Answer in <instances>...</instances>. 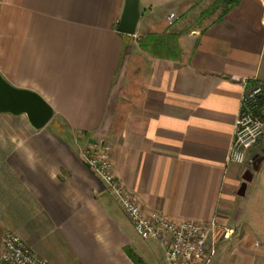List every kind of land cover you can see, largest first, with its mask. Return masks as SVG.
Masks as SVG:
<instances>
[{"label": "crops", "instance_id": "crops-1", "mask_svg": "<svg viewBox=\"0 0 264 264\" xmlns=\"http://www.w3.org/2000/svg\"><path fill=\"white\" fill-rule=\"evenodd\" d=\"M124 4L0 0V73L60 121L0 113V253L10 231L51 264L145 263L159 243H139L80 155L106 140L145 212L209 227V264H264V160L238 194L264 133L245 170L229 160L242 96L264 82V0H140L134 35L117 30Z\"/></svg>", "mask_w": 264, "mask_h": 264}, {"label": "built area", "instance_id": "built-area-1", "mask_svg": "<svg viewBox=\"0 0 264 264\" xmlns=\"http://www.w3.org/2000/svg\"><path fill=\"white\" fill-rule=\"evenodd\" d=\"M179 15L168 14L173 24ZM264 133V82L244 92L241 110L235 121L234 139L229 160L244 164L248 151ZM83 161L105 184L123 212L143 239L156 240L163 250L166 264H209L215 250H208L209 227L193 219L174 220L160 211L145 212L139 197L115 174L113 146L109 141L89 143L80 153ZM0 264H51L42 258L16 233L3 235Z\"/></svg>", "mask_w": 264, "mask_h": 264}, {"label": "water", "instance_id": "water-1", "mask_svg": "<svg viewBox=\"0 0 264 264\" xmlns=\"http://www.w3.org/2000/svg\"><path fill=\"white\" fill-rule=\"evenodd\" d=\"M141 16L140 0H125L117 30L128 35L136 34ZM0 113L24 114L35 128L41 129L52 120L54 109L39 93L14 86L0 73ZM263 160L264 149L262 154L253 157L251 167L244 172L238 189L239 195L246 194L248 184L253 180L254 172L259 169Z\"/></svg>", "mask_w": 264, "mask_h": 264}, {"label": "rangeland", "instance_id": "rangeland-1", "mask_svg": "<svg viewBox=\"0 0 264 264\" xmlns=\"http://www.w3.org/2000/svg\"><path fill=\"white\" fill-rule=\"evenodd\" d=\"M200 11L201 10H199L198 11V13H200ZM59 121V120H58ZM60 122V121H59ZM63 125H64V123H62ZM47 128H49L50 129V127L51 126H49V123L47 124V126H46ZM64 127V126H63ZM262 139V138H261ZM261 139L259 140V141H261ZM259 143V142H258ZM257 143V144H258ZM257 144L255 145V146H257ZM254 146V147H255ZM262 154V153H261ZM249 159V157L247 158V160ZM247 160H246V162L242 165V166H240L241 167V169H244L245 170V165H246V163H247ZM251 164H252V162H249L248 163V167H251ZM244 172V171H243ZM138 240H139V243H142V245L144 244L145 245V243L146 242H144V240H142V238H140V236H138ZM141 245V244H140ZM147 245V247H149V249H150V252L148 253V255H145L146 253H144V255L146 256L145 257V263L144 264H166V262H165V260H164V257H163V252H162V250H161V248H160V246L156 243V242H152V241H150L148 244H146ZM139 248V247H138ZM139 252V253H138ZM138 254L139 255H141L142 254V252H141V250L139 249L138 250ZM133 254H135L134 252H133ZM138 255V256H139ZM136 256V258H139L137 255H135Z\"/></svg>", "mask_w": 264, "mask_h": 264}, {"label": "trees", "instance_id": "trees-1", "mask_svg": "<svg viewBox=\"0 0 264 264\" xmlns=\"http://www.w3.org/2000/svg\"><path fill=\"white\" fill-rule=\"evenodd\" d=\"M151 41L152 40H149V39H145V40L141 41L142 42V46L144 48L149 47L151 44H153V43H151ZM49 126H51L50 129L56 130V129L60 128L59 127L60 126V122L58 120H56V119H52L49 122Z\"/></svg>", "mask_w": 264, "mask_h": 264}]
</instances>
